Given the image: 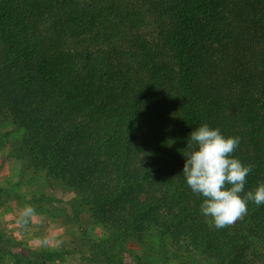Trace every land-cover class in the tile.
<instances>
[{"label":"trees","instance_id":"trees-1","mask_svg":"<svg viewBox=\"0 0 264 264\" xmlns=\"http://www.w3.org/2000/svg\"><path fill=\"white\" fill-rule=\"evenodd\" d=\"M119 43L131 64L113 63ZM0 118L76 193L58 216L87 211L109 248L156 235L208 264H264V205L217 229L182 174L208 124L240 137L245 192L264 183V0H0Z\"/></svg>","mask_w":264,"mask_h":264},{"label":"rangeland","instance_id":"rangeland-1","mask_svg":"<svg viewBox=\"0 0 264 264\" xmlns=\"http://www.w3.org/2000/svg\"><path fill=\"white\" fill-rule=\"evenodd\" d=\"M146 33L154 36L152 30H147ZM94 49L95 47H89L91 51ZM131 51L132 47L128 43L116 44L112 52L113 63L131 64L133 62ZM24 134L22 129L15 128L8 121H0V233L3 236L0 240V264H27L26 260H31L32 264H40L42 260L52 261L55 257L53 252H58L61 260H67L66 249L54 248L53 245L45 249L36 243L45 236L57 238L59 229L47 230L46 223L40 219L42 217L38 218L36 223L29 224L27 228L16 224L19 211L26 205L34 207L37 214L39 211L40 213L48 212L52 220L60 217L58 215L69 208L68 202L76 196V193L63 180L52 179L44 170L30 165V160L20 148ZM207 218L211 220L210 217ZM90 222V214L85 213V218L79 219L78 223L82 226ZM84 230L87 231L88 238L95 240V246L91 242V252L87 257L91 258L90 256L93 257L96 253L99 264L117 260L123 261V264H134L135 261H141L143 264L210 263L207 257H202L195 251L192 253L195 256H190L189 252L185 253L183 249L179 250L181 247L169 242L164 247L160 246L156 235H151L150 239H147L148 243L145 247L130 243L124 249L118 250L119 241L110 243L114 245L112 248L104 245L111 236L109 230L96 225ZM114 248L115 253H110ZM103 253L108 254L109 257H102Z\"/></svg>","mask_w":264,"mask_h":264},{"label":"clouds","instance_id":"clouds-1","mask_svg":"<svg viewBox=\"0 0 264 264\" xmlns=\"http://www.w3.org/2000/svg\"><path fill=\"white\" fill-rule=\"evenodd\" d=\"M239 144V136L226 137L218 128L203 124L190 132L188 151L183 152L182 174L193 193L204 198L201 213L210 217L217 229L231 226L247 215L249 202L264 205V183L245 192L247 177L254 166L245 165L232 155ZM37 220L36 209L26 205L19 211L16 224L27 228ZM36 243L59 247L62 241L45 236Z\"/></svg>","mask_w":264,"mask_h":264},{"label":"crops","instance_id":"crops-1","mask_svg":"<svg viewBox=\"0 0 264 264\" xmlns=\"http://www.w3.org/2000/svg\"><path fill=\"white\" fill-rule=\"evenodd\" d=\"M85 213L88 212L85 210L82 211L79 219H84ZM49 215L48 212L37 214L38 218L42 217L43 221L46 223L47 230L50 231L51 228L59 229L58 237L54 239L61 240L62 244L58 248L66 249L68 253L67 260H61L60 256H55L52 261L48 260L44 264H79L81 262H83V264H91L87 257L91 252V242L81 235V231L93 226L92 218L90 223L81 226L79 223L67 222V220L61 216L50 220ZM49 233L51 234V232ZM44 248L46 249L47 247ZM83 258L86 260H82ZM134 264H143V262L135 261Z\"/></svg>","mask_w":264,"mask_h":264}]
</instances>
